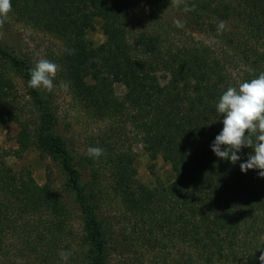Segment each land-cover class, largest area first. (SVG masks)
<instances>
[{"label": "trees", "instance_id": "obj_1", "mask_svg": "<svg viewBox=\"0 0 264 264\" xmlns=\"http://www.w3.org/2000/svg\"><path fill=\"white\" fill-rule=\"evenodd\" d=\"M11 4L15 23L60 42L55 81L105 125L90 138L104 152L99 159L82 155L60 133L54 92L28 86L35 62L0 40V122L20 128L13 156L35 148L63 177L61 188L51 175L39 185L0 151V264H260L264 177L240 167L254 149L244 147L233 164L212 144L223 129L220 96L264 72V0ZM97 21L105 40L95 46L87 35ZM221 21L226 28L218 32ZM116 84L126 89L121 97ZM129 129L152 174L162 158L173 182L138 180ZM105 198L116 199L120 212L103 215Z\"/></svg>", "mask_w": 264, "mask_h": 264}, {"label": "rangeland", "instance_id": "obj_2", "mask_svg": "<svg viewBox=\"0 0 264 264\" xmlns=\"http://www.w3.org/2000/svg\"><path fill=\"white\" fill-rule=\"evenodd\" d=\"M102 22L97 21L95 30L88 33V39L95 45L102 44L105 40L103 31L101 29ZM0 40L5 41L16 49H20L23 53L27 54L36 63L40 59H48L53 61V58L61 49L60 42L48 35L30 26L15 23L9 16L0 27ZM57 79V77H56ZM18 84V91L20 96L25 95V89L21 85L20 80L16 79ZM53 90L55 94V104L59 113L60 124L58 130L69 142H72L76 150L80 154L88 153L91 147L90 138L96 136L100 129H104L105 125L98 123L84 114L72 100L70 91L67 87H62L64 84L57 83ZM115 92L118 96H123L126 89L121 84L115 85ZM129 135L127 142L132 143V149L137 155L136 168L138 170V180L145 185H152L155 182V177L161 179L163 183L170 184L175 180V174L171 165L159 158L156 162V176L150 170V159L145 153L142 145L135 144L132 129L128 130ZM20 132V128L15 124H3L0 122V151L6 152V163L14 170H21L23 168L32 172L36 182L39 185H45L47 177L51 175L55 187L61 188L63 177L59 169L55 166L50 159L43 157L35 148H30L22 158L18 159L13 156V151L18 148L16 137ZM84 181H91L89 172L85 173ZM116 199L105 198L102 203L103 215L117 214L120 212ZM78 226V223H76ZM117 259V258H116Z\"/></svg>", "mask_w": 264, "mask_h": 264}, {"label": "clouds", "instance_id": "obj_3", "mask_svg": "<svg viewBox=\"0 0 264 264\" xmlns=\"http://www.w3.org/2000/svg\"><path fill=\"white\" fill-rule=\"evenodd\" d=\"M180 0H171V4L178 6ZM12 10L11 0H0V27L3 26L8 14ZM195 10L194 6L192 9ZM175 26L183 28L184 24L176 20ZM226 23L221 21L217 26L218 32H223ZM2 35V33H0ZM75 50H69L73 54ZM59 65L48 60L40 59L30 71L28 86L32 89L53 92L56 85L54 80L59 71ZM67 87V85H62ZM216 110L223 117V129L216 136L212 151L223 160H230L233 164L241 159L238 153L244 147L254 149L247 161L240 164L241 170L258 169L259 176L264 177V72L257 78L239 83L237 87H228L220 96ZM104 150L99 147H90V158L99 159ZM65 262L68 253H59ZM260 264H264V253L259 257Z\"/></svg>", "mask_w": 264, "mask_h": 264}]
</instances>
